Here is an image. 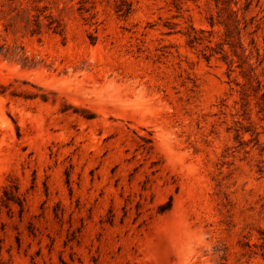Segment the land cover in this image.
Instances as JSON below:
<instances>
[{
	"label": "rangeland",
	"instance_id": "1",
	"mask_svg": "<svg viewBox=\"0 0 264 264\" xmlns=\"http://www.w3.org/2000/svg\"><path fill=\"white\" fill-rule=\"evenodd\" d=\"M124 1L0 0L1 258L264 264V0Z\"/></svg>",
	"mask_w": 264,
	"mask_h": 264
},
{
	"label": "trees",
	"instance_id": "2",
	"mask_svg": "<svg viewBox=\"0 0 264 264\" xmlns=\"http://www.w3.org/2000/svg\"><path fill=\"white\" fill-rule=\"evenodd\" d=\"M120 1H121L120 6L126 4L124 0H120ZM250 5H251V2L246 0V3H245L246 11L249 9ZM120 11H121V8L117 6V12L119 13ZM44 19H48V24H47L48 29H51L54 34H57L59 36L63 35L62 29L60 28L58 24H55L56 22L54 20H51V18L47 16H44ZM38 21H39V16H36L34 19L35 28L31 30L32 34L38 33V29H39ZM225 27L228 28L227 25H225ZM201 34H203L202 31L197 32L193 28H191L190 33L188 35L187 44L189 46H192L193 44L202 41L200 37ZM220 51L222 52V50ZM210 56H211L210 54L209 55L203 54V57L205 58V60H209ZM222 58L225 60L224 56ZM243 91L245 90L243 89ZM170 207H171V201L169 200L165 205L159 208V213H163L167 211ZM13 210L16 211L19 219L22 218L25 212V198L20 193L19 186L15 179H11L10 181H8V183L3 187L0 193V214L2 211H5L7 218L11 219L13 217ZM5 228H6L5 222L1 221L0 219V264H13L10 258L7 259L6 261H4L1 258V253L3 250V244H4L3 236H4ZM16 243H17V246L19 247V239L17 237H16ZM9 251L10 249H7L8 253ZM258 251L260 252L262 256H264V238L262 239V242L258 245Z\"/></svg>",
	"mask_w": 264,
	"mask_h": 264
}]
</instances>
